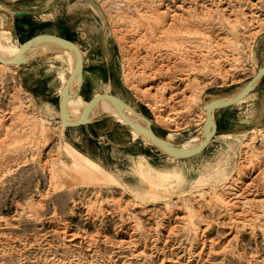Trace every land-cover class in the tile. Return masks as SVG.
<instances>
[{
    "label": "rangeland",
    "instance_id": "374dc122",
    "mask_svg": "<svg viewBox=\"0 0 264 264\" xmlns=\"http://www.w3.org/2000/svg\"><path fill=\"white\" fill-rule=\"evenodd\" d=\"M97 1L0 0V36L18 50L47 29L74 36L85 83L174 144L200 141L209 95H230L264 63V0ZM60 50L59 80L71 67ZM15 68L0 63V264H264V121L247 112L195 161L144 140L150 158H134L117 136L99 138L124 124L108 109L98 134L62 137L55 101L33 100ZM90 96L82 113L96 111ZM65 141L86 172L58 159Z\"/></svg>",
    "mask_w": 264,
    "mask_h": 264
},
{
    "label": "water",
    "instance_id": "95a60500",
    "mask_svg": "<svg viewBox=\"0 0 264 264\" xmlns=\"http://www.w3.org/2000/svg\"><path fill=\"white\" fill-rule=\"evenodd\" d=\"M92 1L94 2V0ZM13 13L20 17L32 15L26 12ZM59 42L69 45L76 58L75 63L67 70L64 78L60 80L57 89L58 100L56 104V115L62 127L64 129H74L87 124L82 117L75 122H68L66 120V110L69 104L85 102L88 96L92 95L97 98L113 116L122 120L125 126L130 129L137 128L140 130L148 143L154 147L156 151L177 161H195L203 158L208 152L213 137L216 135L213 128L215 119L240 102L247 91L264 83V71L259 70L254 76L240 86L223 104H220L218 100H211L205 103L202 106L205 111V117L200 126L201 143L198 147H184L183 145L174 144L158 136L148 123L145 124L138 119V114L129 104L122 102L108 91H101L86 84L84 76L85 55L82 46L74 36L62 30H44L36 35L23 50L14 55L0 51V63L20 66L27 61L37 49L48 44ZM115 105L121 108H128L133 112V115L120 111Z\"/></svg>",
    "mask_w": 264,
    "mask_h": 264
},
{
    "label": "crops",
    "instance_id": "0c3cea01",
    "mask_svg": "<svg viewBox=\"0 0 264 264\" xmlns=\"http://www.w3.org/2000/svg\"><path fill=\"white\" fill-rule=\"evenodd\" d=\"M25 47L17 50L16 53L20 52ZM262 53H264V51ZM60 54L61 50L57 46L45 45L37 49L22 65L16 66L15 71L19 84L25 87L28 95L31 96L33 100L46 105H51L54 101L55 104H57V89L60 80L58 78L59 75L54 69L56 62L59 61L58 57L61 56ZM262 55L264 56V54ZM259 70L264 71V63L257 68L256 73ZM234 92L224 97L210 94L209 96L211 98L207 102L211 100L229 98ZM89 98V101L94 102L95 104L98 102L97 98L94 96H90ZM68 107L69 105L67 106L66 117L68 122H75L82 117L87 122V124L74 129H63L62 137L71 135V133L76 134L81 132L87 133L89 136L91 135V132L98 134V131L91 129L93 125L96 124L104 126L105 118L111 117L109 115L107 116V114L103 112H99V108L94 106L96 107V111L90 115L85 114L84 116L73 118L68 112ZM91 108H93V106ZM247 112H252L253 115H256L257 119L254 121V123H261L264 121V83L259 84L258 86L247 91L243 95L240 102L215 119L213 125L215 134L223 136L231 135L229 128L235 129L238 125V119L242 118V116ZM111 134L117 136L118 142L116 146L120 148L126 156L134 158H150L145 150V147L147 146L142 142L143 140H140V137L134 138L132 129L117 122L115 119L112 120L110 127H104V130H102L98 136L100 139H108ZM67 142L65 141L66 144L70 145ZM132 148L138 149V151H132Z\"/></svg>",
    "mask_w": 264,
    "mask_h": 264
},
{
    "label": "bare ground",
    "instance_id": "6f19581e",
    "mask_svg": "<svg viewBox=\"0 0 264 264\" xmlns=\"http://www.w3.org/2000/svg\"><path fill=\"white\" fill-rule=\"evenodd\" d=\"M97 5L100 3L97 1V0H94ZM142 3V2H141ZM158 3V2H157ZM119 4V3H118ZM139 4V3H138ZM127 6V5H126ZM159 9V8H158ZM106 11V10H105ZM159 11V10H157ZM104 12V11H103ZM116 15V14H115ZM168 15V14H167ZM175 17V16H174ZM180 18V17H179ZM175 19V18H174ZM139 21V20H138ZM158 30V28H157ZM2 32V31H1ZM5 34V33H4ZM145 35V34H144ZM159 35V34H158ZM157 40V39H156ZM148 41V40H147ZM155 42V41H154ZM158 42V41H156ZM175 42V41H174ZM173 44V43H172ZM49 46H57L58 48H62L63 51L65 52L64 54L67 55V57L70 59V64L71 66L75 63L76 61V58H75V55L72 51V49L70 48L69 45L67 44H63V43H53L52 45L51 44H48ZM151 46V45H150ZM47 47V46H46ZM51 48V47H49ZM18 48L12 44L10 41H9V36L8 35H2L0 36V51L1 52H4L6 54H10V55H14L16 54ZM75 80V79H74ZM204 89V86H200V87H196L195 89H193L191 91V95L190 97L188 98V105L189 106H192L194 105L199 97H200V94L202 93ZM155 99V98H154ZM228 98H225V99H221V100H218V102L220 104H223ZM82 103L83 102H78L76 104H69V107H68V112L70 113V116L73 117V118H78L80 116H84L85 114H91L93 113V110L92 108H88L85 110L84 113H82V110H80V108L82 107ZM97 107L99 108L98 111L99 112H102L104 110H106L107 108L101 103V102H97L96 103ZM116 106V105H115ZM117 108H119L120 111L126 113V114H130V115H133V112L131 110H129L128 108H121L119 106H116ZM200 110L202 111V116H203V120H204V117H205V111L203 110L202 106H200ZM87 112V113H86ZM66 117H67V110H66ZM163 118V117H162ZM40 119V118H39ZM138 119H140L143 123H147L145 119L141 118V116H138ZM43 120V119H42ZM48 123V122H47ZM47 127V126H46ZM45 126H43V128H41V131L43 132L45 129H46ZM211 127V126H210ZM209 127V128H210ZM133 137L134 138H137V137H140L142 140L148 142L145 137L143 136L142 132L140 130H138L137 128H133ZM34 136V135H33ZM200 141L199 142H196L194 144H189V145H186L184 147H198L200 145ZM65 147V150H62L60 152H58V159L63 163V164H66L69 168H71L73 171L77 172V174H79L80 172H86L87 170L84 169V168H80L75 160H74V154H76V150L71 147L70 145L66 144ZM104 175L100 176L101 178L103 177ZM161 180L165 179L164 178V175H159V177ZM102 180V179H101ZM156 179H152V181H154ZM161 182V181H160ZM152 185H156L155 183H152ZM155 188L157 189V187L155 186ZM162 190V189H161ZM155 196V195H154ZM185 205L188 206V202L185 201L184 202ZM188 221V220H187ZM187 224V223H186ZM194 225V224H193ZM190 231V230H189ZM196 234V233H195Z\"/></svg>",
    "mask_w": 264,
    "mask_h": 264
}]
</instances>
